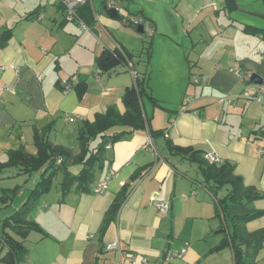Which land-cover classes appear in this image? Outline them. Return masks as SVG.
Listing matches in <instances>:
<instances>
[{
  "label": "crops",
  "instance_id": "obj_1",
  "mask_svg": "<svg viewBox=\"0 0 264 264\" xmlns=\"http://www.w3.org/2000/svg\"><path fill=\"white\" fill-rule=\"evenodd\" d=\"M103 1L90 0L92 17L82 28L78 20L65 17L63 0H0V36L7 34L0 46V161L6 160L7 151L20 147L35 154V129H45L52 145L77 155L82 122L93 121L110 105L123 112L125 88L146 73L154 101L142 95V112L150 129L164 132L151 136L149 129L134 131L107 142L87 190H79L74 181L63 194L64 175L57 171L49 191L39 196L26 217L38 229L25 237L6 231L26 248L25 264H115L118 254L104 247L114 241L119 242L125 264H233L231 247L218 248L224 219L216 215L215 197L201 169L172 152L167 141L216 153L223 160L218 164H231L244 185L260 195L251 206L262 214L247 221L245 229L264 227V95L218 101L254 83L253 72L264 81V40L241 29L243 24L264 27V21L258 25L232 17L225 0H217L216 10L205 6L208 0H146L148 9L137 2L136 12L129 9L133 0H124L123 7L116 0L118 18L104 9L112 1ZM257 12L264 15V6ZM132 16L144 17L152 33L138 32L128 21ZM146 38L152 40L148 62L143 52ZM243 38L249 46L245 52L235 44ZM103 48L123 49L126 61L99 72L95 58ZM209 49L211 54L206 53ZM64 81H72L70 89L62 87ZM79 82L85 84L81 96ZM186 96L190 101L184 103ZM122 129L115 126L105 134ZM100 141L99 136L92 138L90 150L95 151ZM60 160L57 157L56 163ZM67 168L77 174L81 164L69 159ZM44 169L35 171L41 176ZM30 175L12 168L0 175V231L2 220L28 197L31 189L24 183ZM107 175V188L95 192ZM133 175L137 177L132 180ZM125 184L126 198L102 229L106 211ZM225 193L222 188L218 197ZM153 200H167L168 210L159 212ZM184 247L183 256L166 259L168 251ZM4 250L0 244V256ZM129 254L135 256L132 262L126 261ZM254 262L264 264V244Z\"/></svg>",
  "mask_w": 264,
  "mask_h": 264
},
{
  "label": "trees",
  "instance_id": "obj_2",
  "mask_svg": "<svg viewBox=\"0 0 264 264\" xmlns=\"http://www.w3.org/2000/svg\"><path fill=\"white\" fill-rule=\"evenodd\" d=\"M104 0L103 3H106ZM264 6V0H260ZM228 10L236 9L238 4L236 0H225ZM77 13L80 19L87 23L92 17V6L90 0H86L77 7ZM144 18V17H142ZM145 19V18H144ZM243 32L261 36L264 40V27H258L251 24L241 26ZM147 32H143L146 34ZM7 34L0 36V46L6 41ZM145 42V60L148 62L152 52V40ZM126 52L121 48L113 50L103 48L95 58L96 66L99 72H106L118 64L126 61ZM129 55V54H127ZM79 96L85 89V84L79 82L76 84ZM146 94L154 101L148 86V73L137 77L134 85L125 88L122 94V102L125 110L120 112L114 105L108 106L105 111L97 113L93 121H84L77 130V140L80 146V152L73 156L71 152L61 146H55L46 138V131L34 130L33 142L37 148L35 154L27 153L23 147L7 151L5 161H0V175L7 168H12L18 173H31L45 166L40 179L31 188L28 197L22 206L13 214L4 218L1 223L0 244L5 246L4 253L0 256V261L9 264H25L24 257L27 252L21 241L14 239L6 229L13 233L25 237L28 231L38 229L36 223L26 219L27 214L36 204L40 195L49 191L53 177L57 171H62L64 178L61 182L62 193L69 191L72 183L77 181L79 190H87L88 184L93 178V168L96 163H100L107 142H115L122 136L134 131L149 129L150 135L154 136L163 133L164 129L152 130L149 128L148 120L142 112V95ZM115 126L122 127L121 131L106 135L105 132ZM99 136V142L95 151L90 150L89 142L92 138ZM168 148L175 153L186 156L194 161L202 171L207 188L215 197L216 215H222L224 225L220 231L224 237L218 248L230 246L233 253V264H255L254 259L258 251L264 244V227L258 230L248 232L244 225L247 221L256 218L262 214L251 206L254 199L260 195L252 186H246L242 179L234 173L231 164L224 162L222 164L209 163L204 158L201 150L190 147H178L167 141ZM57 157H61L60 163H56ZM80 163L81 168L77 174H71L68 170V160ZM137 175L132 176V180ZM129 184H125L121 191L116 195L114 202L105 213L102 229L115 217L120 205L126 198ZM226 189L222 197H218V192Z\"/></svg>",
  "mask_w": 264,
  "mask_h": 264
},
{
  "label": "built area",
  "instance_id": "obj_3",
  "mask_svg": "<svg viewBox=\"0 0 264 264\" xmlns=\"http://www.w3.org/2000/svg\"><path fill=\"white\" fill-rule=\"evenodd\" d=\"M85 1L86 0H63L65 17L68 19L78 20V22L82 28H85V23L78 16L77 7L81 4H83ZM128 21L135 26L141 25L143 30L147 33H152V31H153L152 28L147 24V22L142 17L132 16L129 18ZM201 79L206 80L207 76L201 75ZM72 80H73V78H72ZM198 80H199V77L194 78V82H197ZM71 82L72 81H64L61 83V85L63 88L68 90L71 88ZM6 88L7 87H4L3 90ZM108 89H110V88H108ZM260 95H264V81L262 83H251L248 86H245L239 94L223 96V97H220L218 99V101L219 102L227 101L229 103H233V102H236L237 99L240 97H246L248 99H254L255 100ZM0 100H1V98H0ZM189 101H190V98H188L186 100V103ZM181 110H184V105L182 106ZM69 119L72 120V118H69ZM148 139L150 141V138H148ZM260 151H262V150H260ZM204 158L209 163H215V164L221 163L223 161L222 158L218 154L213 153V152H205ZM110 176L111 175L105 176L98 183V185L95 186L94 191L97 193H100L102 190L107 188ZM152 203L159 212H166L169 208V202L167 200H162V201L153 200ZM104 247L107 250L116 251V253L118 254V259H117L115 264H125V260L121 257V248H120L118 241L106 243L104 245ZM184 252H185V247L182 248L180 251H176V252H169L168 251L166 253V259L171 260V259L179 258V257L184 255ZM134 259H135V256L133 254H129L126 257L127 262H132ZM141 261L145 262L146 259L144 257H142Z\"/></svg>",
  "mask_w": 264,
  "mask_h": 264
},
{
  "label": "rangeland",
  "instance_id": "obj_4",
  "mask_svg": "<svg viewBox=\"0 0 264 264\" xmlns=\"http://www.w3.org/2000/svg\"><path fill=\"white\" fill-rule=\"evenodd\" d=\"M111 1H116V0H111ZM117 1L119 2L120 6H122V7H123V5H127V3L124 0H117ZM121 1H123V3ZM154 1H156L159 4H163V1H165V0H158V1L157 0H154ZM166 1L167 2L169 1L168 3H170V1H173V0H166ZM249 1H251V3H247L248 2L247 0L246 1L245 0H237V2H238L237 8L231 10L230 13H231L232 17L237 18L238 20L245 21V22L252 23V24H258L259 25V23L260 22L262 23L264 20L263 19H259V17L261 16V14L259 12H257V11L262 10L263 9V5H262L261 1H257V0H249ZM94 2H96L97 4H99L100 3V0H94ZM137 2H139L140 4H143V6H145L148 9V5H149L148 3L149 2H147L146 0H133L129 4V9L131 11H133V12H136L137 11V9L139 8V5L138 6L136 5ZM218 2L219 1H217V0H208V3H207L208 5L205 4V6L207 8L210 7L211 9L216 10L217 9V3ZM174 3H175V1H174ZM123 10H124V8H123ZM249 12L255 13V14L257 13V14L255 16L253 14H250ZM258 14H259V16H258ZM220 16H221V20L220 21L224 22V18H226V17L224 16L223 9L221 11ZM238 41L235 42V44H238L239 45V50L241 52H245L248 49V47H249L247 45V43L244 42L246 40L243 38V40H238ZM206 53L207 54H211L212 51L209 49L208 51H206ZM187 98L188 97L186 96L185 97V100H184V103L186 102ZM95 143H96V141L94 140L92 142V145H95ZM38 178H40V172L39 171H32V175H30V177L28 178L27 182L24 183V187L25 188L27 187V188H30L31 189L35 185V182L37 181ZM19 180H21V178ZM16 182H17V180H16ZM27 193H28V190L25 191V195ZM11 195H12V197L17 196L16 194H12V193H11ZM15 205H18V200L15 202Z\"/></svg>",
  "mask_w": 264,
  "mask_h": 264
},
{
  "label": "water",
  "instance_id": "obj_5",
  "mask_svg": "<svg viewBox=\"0 0 264 264\" xmlns=\"http://www.w3.org/2000/svg\"><path fill=\"white\" fill-rule=\"evenodd\" d=\"M236 2H237V0H236ZM109 3L104 5V9H105L106 13L113 18H118L119 17V12H118L119 7L115 6L113 4L114 3L113 1L109 2ZM237 4H238V2H237ZM261 16L264 17V15H261ZM137 31L140 33L144 32L141 25L137 26ZM250 80L253 81L254 83H262L263 82L262 77L255 72L251 73Z\"/></svg>",
  "mask_w": 264,
  "mask_h": 264
}]
</instances>
